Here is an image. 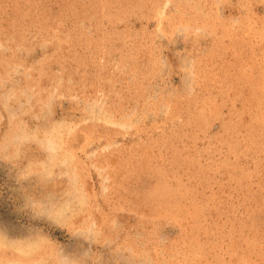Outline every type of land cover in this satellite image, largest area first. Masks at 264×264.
Masks as SVG:
<instances>
[{"label": "rangeland", "instance_id": "rangeland-1", "mask_svg": "<svg viewBox=\"0 0 264 264\" xmlns=\"http://www.w3.org/2000/svg\"><path fill=\"white\" fill-rule=\"evenodd\" d=\"M0 264H264V0H0Z\"/></svg>", "mask_w": 264, "mask_h": 264}]
</instances>
